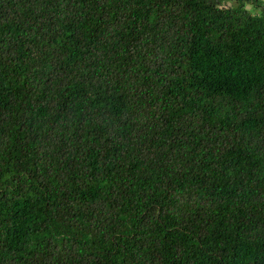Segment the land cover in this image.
I'll use <instances>...</instances> for the list:
<instances>
[{"label":"trees","instance_id":"trees-1","mask_svg":"<svg viewBox=\"0 0 264 264\" xmlns=\"http://www.w3.org/2000/svg\"><path fill=\"white\" fill-rule=\"evenodd\" d=\"M0 264H264V0H0Z\"/></svg>","mask_w":264,"mask_h":264},{"label":"rangeland","instance_id":"rangeland-1","mask_svg":"<svg viewBox=\"0 0 264 264\" xmlns=\"http://www.w3.org/2000/svg\"><path fill=\"white\" fill-rule=\"evenodd\" d=\"M249 9H251V10H253V11H256V10H254L252 7H249Z\"/></svg>","mask_w":264,"mask_h":264}]
</instances>
